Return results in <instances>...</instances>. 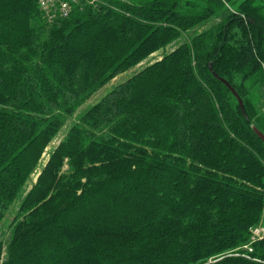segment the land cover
Returning a JSON list of instances; mask_svg holds the SVG:
<instances>
[{
    "label": "trees",
    "instance_id": "16d2710c",
    "mask_svg": "<svg viewBox=\"0 0 264 264\" xmlns=\"http://www.w3.org/2000/svg\"><path fill=\"white\" fill-rule=\"evenodd\" d=\"M251 124L264 0H0V264H264L235 254L264 225Z\"/></svg>",
    "mask_w": 264,
    "mask_h": 264
},
{
    "label": "built area",
    "instance_id": "2783aa9c",
    "mask_svg": "<svg viewBox=\"0 0 264 264\" xmlns=\"http://www.w3.org/2000/svg\"><path fill=\"white\" fill-rule=\"evenodd\" d=\"M80 1H87L91 4L98 3L102 0H37V5L42 11L45 18L49 21L56 18H66L70 15L72 8L75 4ZM263 242L264 250V225L258 224L251 229V234L248 241L242 246L236 248L235 250H242L240 253H235L236 255H241L246 258H251L255 261L264 262L258 257H251L254 251V244L257 242Z\"/></svg>",
    "mask_w": 264,
    "mask_h": 264
},
{
    "label": "rangeland",
    "instance_id": "374dc122",
    "mask_svg": "<svg viewBox=\"0 0 264 264\" xmlns=\"http://www.w3.org/2000/svg\"><path fill=\"white\" fill-rule=\"evenodd\" d=\"M209 25V23L207 24ZM206 25V26H207ZM177 42H173L171 43L168 47H166V51H170L172 50L175 46H176ZM161 54H163V50L154 52L152 55H150L148 58H146L144 61H142L141 63H139L138 65H136L134 68L128 70L125 73H122L118 76H116L110 83L106 84L104 87H102L100 90H98L94 95H92L88 100H86L76 111V113L74 115H78L79 113H81L83 110H85L86 107L90 106L92 103H94L95 101H97L105 92H107L110 89V86L121 82L122 80H124L127 76L131 75L133 72H135L137 69L143 67L144 65H146L148 62L154 61L156 58L160 57ZM74 115L72 117H69V120L67 122V124L64 126V128L62 129V131L64 132L65 129H67V126L70 124V122L73 120ZM62 132V133H63ZM58 139H56L53 143V146L57 143ZM52 149V147L49 145L46 149V151L43 153L42 157H41V163L44 164L49 156V152ZM36 174H33L32 179L35 180L36 178ZM12 214L8 213L7 218L5 220L6 223H8V221L11 219ZM2 233L0 234V238L3 240L7 239V233H8V226L3 223L2 226ZM251 234V232H250Z\"/></svg>",
    "mask_w": 264,
    "mask_h": 264
},
{
    "label": "water",
    "instance_id": "95a60500",
    "mask_svg": "<svg viewBox=\"0 0 264 264\" xmlns=\"http://www.w3.org/2000/svg\"><path fill=\"white\" fill-rule=\"evenodd\" d=\"M225 82V81H224ZM226 83V82H225ZM227 84V83H226ZM232 92L234 93V95L237 96L236 92L231 88ZM238 102L241 106V109L243 110V105L242 102L240 100V98L237 96ZM251 128L254 130V132L264 141V134L254 125L251 124Z\"/></svg>",
    "mask_w": 264,
    "mask_h": 264
}]
</instances>
